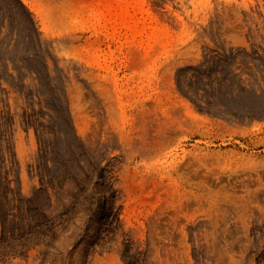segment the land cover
<instances>
[{
	"label": "rangeland",
	"instance_id": "374dc122",
	"mask_svg": "<svg viewBox=\"0 0 264 264\" xmlns=\"http://www.w3.org/2000/svg\"><path fill=\"white\" fill-rule=\"evenodd\" d=\"M0 0V264H264V0Z\"/></svg>",
	"mask_w": 264,
	"mask_h": 264
},
{
	"label": "bare ground",
	"instance_id": "6f19581e",
	"mask_svg": "<svg viewBox=\"0 0 264 264\" xmlns=\"http://www.w3.org/2000/svg\"><path fill=\"white\" fill-rule=\"evenodd\" d=\"M33 11L36 10L31 0H23ZM105 9L116 18H125L128 13V6L125 0H106Z\"/></svg>",
	"mask_w": 264,
	"mask_h": 264
}]
</instances>
